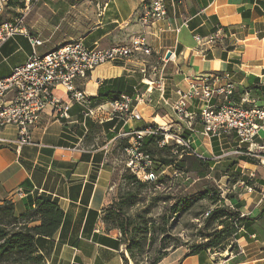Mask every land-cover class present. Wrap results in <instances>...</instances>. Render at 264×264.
I'll use <instances>...</instances> for the list:
<instances>
[{
  "label": "crops",
  "instance_id": "obj_1",
  "mask_svg": "<svg viewBox=\"0 0 264 264\" xmlns=\"http://www.w3.org/2000/svg\"><path fill=\"white\" fill-rule=\"evenodd\" d=\"M149 2L106 0L103 15L89 12L91 23L65 43L81 40L90 47H109L128 42L143 30L138 18ZM164 2L166 18L147 28L152 55L97 66L76 82L90 96V107L74 102L64 116L49 106L32 130L34 144L0 147V204L11 201L22 214L33 210L35 199L42 196L55 200L64 211L59 230L37 239L47 264H126L122 231L105 220V209L118 193L116 164L127 163L125 149L133 142V133L150 123L168 132L176 131V126L177 141L187 142L188 149L201 158L214 160L211 173L203 179L218 178L227 205L248 218L235 248L229 245L225 250L192 255L184 250L158 264H264V164L235 153L237 148L247 147L235 134L220 139L206 136L200 101L190 106V122L180 120L172 108L179 89H189L192 79L206 75L223 78L219 84L234 82V103L264 108V0ZM31 52L28 36L19 34L8 40L0 48V77L9 76ZM160 77L163 91L150 84ZM57 93L67 100L62 90ZM138 93L143 100L132 106L137 117L111 114L113 99ZM220 102L222 97L212 101L215 105ZM0 135L13 140L17 129L7 126ZM169 168L172 172V167H166L162 173ZM233 174L239 175L238 181ZM252 174L258 186L248 192L241 183ZM127 257L129 264H135Z\"/></svg>",
  "mask_w": 264,
  "mask_h": 264
},
{
  "label": "built area",
  "instance_id": "obj_2",
  "mask_svg": "<svg viewBox=\"0 0 264 264\" xmlns=\"http://www.w3.org/2000/svg\"><path fill=\"white\" fill-rule=\"evenodd\" d=\"M9 1L0 0V16ZM40 1L24 0L25 6L20 16L13 20H0V48L19 34L28 36L32 46V52L23 64L16 66L9 76L0 77V131L7 126L17 129V137L13 140L0 135V147L4 144H16L17 147L34 144L32 130L40 122L42 112L49 106L64 116H68V110L74 102L90 107L92 100L86 91L78 88L77 80L86 77L89 71L102 64L134 57L143 60L152 55L153 48L148 39L147 28L167 16L164 0H150L138 18L143 30L134 34L128 42L109 47H90L81 40H73L51 51L40 53L38 47L44 42L24 28L27 13ZM215 38L218 36L213 39ZM197 40L200 41L201 38L197 37ZM220 78L206 75L192 79L189 89L177 91L178 98L172 105L174 112L180 120L191 121L193 114L190 112V106L200 101V121L206 136L220 139L225 134H235L241 145H247L245 148H237L235 153L262 157L261 162L264 164V108L245 107L234 103L235 83L227 81L225 84H219L223 79ZM150 84H156L162 91L165 88L163 77L157 81L152 80ZM58 90L66 94V101L59 97ZM9 94V101H4ZM216 97H222V102L215 105L212 101ZM142 100L143 95L139 93L134 97L123 94L120 99L111 103V114L137 117L132 106L135 101L138 103ZM166 133L168 134V131L158 124L142 127L133 133L134 140L125 149L129 156L126 164L139 179H157L153 171V160L149 153L142 149L144 136L163 134L164 139L159 142L163 146L169 139ZM184 143L187 145V142ZM249 179L253 184L242 181L241 186L252 192L258 183L254 174ZM246 215L240 213V217ZM242 229L243 226L240 230Z\"/></svg>",
  "mask_w": 264,
  "mask_h": 264
},
{
  "label": "rangeland",
  "instance_id": "obj_3",
  "mask_svg": "<svg viewBox=\"0 0 264 264\" xmlns=\"http://www.w3.org/2000/svg\"><path fill=\"white\" fill-rule=\"evenodd\" d=\"M105 1L41 0L27 13L24 28L28 33L44 40L46 43L38 47V50L41 53L48 52L58 44L78 37L79 31L91 23L89 12L101 17ZM24 6V0H19L16 5L8 4L0 19L17 18L22 14ZM174 128L176 131L168 132L172 137L167 142L170 148L163 152L167 156L172 152L176 153L177 144L189 150L184 141H177L179 129L176 126ZM254 149L258 150L255 147ZM186 150H180L179 156ZM253 157L260 161L263 159ZM116 167L119 172L118 177L120 178L121 175L122 178L120 180L118 178V193L114 201L120 200L121 195H126L130 191L127 198L123 199V206L135 222L131 226L132 232L144 242L141 243V247L134 249L138 264H148L159 256H161L160 261L166 260L173 257L174 253L189 251L192 245L201 243L203 238L198 229L204 223L205 216L211 208L227 204L223 196L224 188L219 186L221 183L218 178L203 179L197 177L195 173L177 170L174 173L172 167V172L169 168L166 174L162 172L158 174L159 178L166 175L165 181L137 186L135 181L123 178L126 174H133L126 163H118ZM206 188L220 191L221 200L216 202V199L208 195L202 196ZM136 226H141L143 229ZM160 228H165V231L162 232ZM127 255L130 257V253Z\"/></svg>",
  "mask_w": 264,
  "mask_h": 264
},
{
  "label": "trees",
  "instance_id": "obj_4",
  "mask_svg": "<svg viewBox=\"0 0 264 264\" xmlns=\"http://www.w3.org/2000/svg\"><path fill=\"white\" fill-rule=\"evenodd\" d=\"M17 3H19V0L9 1L11 5H16ZM21 3L23 5V2ZM122 95L120 94L118 98L113 100L120 99ZM148 126H155V124H146L144 127ZM228 135L230 134H225L224 136ZM183 136L186 137L185 135ZM162 139H164L163 134H149L144 136L142 140V149L149 153L153 160V171L157 175L155 181L163 182L167 179L166 175L162 176V178L158 176L166 167H173L178 172H192L200 178L206 177L211 173L214 160L201 158L191 150H186L185 147H181L178 144L176 153L172 152L168 156L164 155L163 152L170 148V144L160 146L159 142ZM180 150H186V152L181 153V156H179ZM243 158L253 161L251 160L253 156L244 155ZM233 166L234 163L229 166V169H232ZM238 177V174H233V178L237 179V181ZM123 178L135 181L137 186L155 182L143 181L135 174H126ZM255 180L257 181V178ZM243 181L253 184V181L247 178ZM128 194L121 195L120 200L108 204L105 209L107 213L104 217L107 222H112L122 231V241L126 245V250L122 252V257L126 264H129L126 251L130 253V258L134 263L138 264L134 249L141 247V243L144 242L138 239L139 237H136V233L132 232L131 226L135 222H133V218L123 206V199L127 198ZM207 195L212 199H216V202L221 200V193L218 190L206 188L202 196ZM63 219V209L55 200L48 197H37L35 199V208L22 214L16 212L15 205L11 201H5L0 204V264H47L38 249L37 239L38 237L53 236L61 227ZM247 220L246 216L240 217L238 209L225 203L211 208L208 215L204 218V223L198 229L203 241L197 245H192L189 248L188 255L199 254L204 250H225L229 245H231V249L235 248L236 244L234 241L239 238L240 229L242 226H246ZM136 227L143 229L141 226ZM159 230L163 232L165 228H160ZM160 260L161 256L153 259L148 264H158Z\"/></svg>",
  "mask_w": 264,
  "mask_h": 264
},
{
  "label": "water",
  "instance_id": "obj_5",
  "mask_svg": "<svg viewBox=\"0 0 264 264\" xmlns=\"http://www.w3.org/2000/svg\"><path fill=\"white\" fill-rule=\"evenodd\" d=\"M170 55H171V54H170V52H169V53L167 54V57H170Z\"/></svg>",
  "mask_w": 264,
  "mask_h": 264
}]
</instances>
